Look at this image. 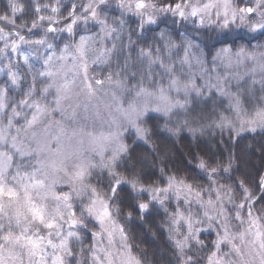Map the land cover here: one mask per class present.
Wrapping results in <instances>:
<instances>
[{"label": "snow or ice", "instance_id": "obj_1", "mask_svg": "<svg viewBox=\"0 0 264 264\" xmlns=\"http://www.w3.org/2000/svg\"><path fill=\"white\" fill-rule=\"evenodd\" d=\"M169 20L193 24L191 33H175L184 52L178 61L171 30L143 39ZM209 28L220 40L236 33V50L195 57L193 74L189 53L201 50ZM230 56L264 62V0H7L0 11V264H143L116 218L142 219L150 206L167 217L170 264H264V171L248 176L237 163L257 147L264 153V94L256 95L264 80L248 85L249 114L239 91L226 92L218 75L213 83L215 63ZM213 90L228 97L231 118L197 112ZM153 112L163 121L154 127L173 137L184 129L209 137L208 159L195 157L196 175L160 168L161 186L146 171L155 160L124 142L132 129L148 143ZM245 134L259 137L258 145L241 147Z\"/></svg>", "mask_w": 264, "mask_h": 264}, {"label": "trees", "instance_id": "obj_2", "mask_svg": "<svg viewBox=\"0 0 264 264\" xmlns=\"http://www.w3.org/2000/svg\"><path fill=\"white\" fill-rule=\"evenodd\" d=\"M7 0H0V11L6 10ZM171 30L172 40L174 43L180 45L181 38L176 36V32L191 33L193 28L185 27L182 30H176V26L171 22L165 24H158L150 26L149 30L144 33L143 39L149 43L152 42L153 37L157 36L161 30ZM236 34H231L227 39H217L216 33L213 30L207 31L206 35L200 37L201 48L206 51L209 56H212L216 51L222 47H233L232 38ZM133 41L136 37L133 36ZM260 41L253 40L252 44L255 45ZM139 47H143V43L137 42ZM244 40H236L237 45L245 44ZM235 49V47H233ZM131 50V49H130ZM197 112H202L207 119H215L214 113L219 112L227 115L230 118L233 116L228 109V102L217 96L215 93L211 94V99H199L197 102ZM249 103H251L249 101ZM154 118L150 120L148 126L152 128V136L147 144L136 139L132 133L127 134L125 137L126 144L133 148L136 153L144 155L149 161L155 160V164H150L146 169L147 173L153 180L163 185L160 181L159 169L165 168L166 172L175 174L178 178L181 176L187 177L189 174L196 175L198 169L195 167L197 160L195 157L200 156L208 159L206 155L209 137L207 135L199 137L194 135L188 129L181 130L178 135L171 136L169 133L163 131L162 128L154 127V124L163 121L159 120V115L151 114ZM227 133H225V136ZM259 137L254 141L251 134H245L241 139V147L244 145H258ZM213 147H215L213 141ZM149 148L156 150V157H153L149 152ZM239 151V149L237 150ZM216 158L223 159L220 152L216 151ZM241 166V172L248 176H255L258 172L264 171V153L257 147L256 151H250L243 156V161H237ZM239 178L243 179V176ZM198 183H205L204 180H198ZM142 202H146L142 198ZM117 219L124 226L125 231L128 233L130 242L132 244V251L134 255L139 257L143 264H170L174 259L171 242L168 238L169 226L166 222L167 217L162 209H152L150 206V213L137 217L135 214L132 221H125L123 216Z\"/></svg>", "mask_w": 264, "mask_h": 264}, {"label": "rangeland", "instance_id": "obj_3", "mask_svg": "<svg viewBox=\"0 0 264 264\" xmlns=\"http://www.w3.org/2000/svg\"><path fill=\"white\" fill-rule=\"evenodd\" d=\"M169 22H171V20H169ZM175 26H176V30L178 29L179 31L185 27L193 28V24L191 21H187L184 24H181L178 21L175 24ZM209 30H212V29L209 28ZM233 34H236V33H233ZM60 41L67 43L68 42L67 34H58V42H60ZM126 43H127V41L125 40V44ZM174 44L177 45V48H173L171 54H172L173 59L178 61L180 58H182L184 56V52L179 50L178 44H176V43H174ZM97 47L99 48V46H97ZM109 47H110V45H109ZM235 50L236 49H233V51H235ZM128 51H131V50L128 49ZM57 54H59V52ZM201 54H203L202 58L205 61L211 60L212 56H209L204 49L201 48L200 51H197L196 49H192L191 52L189 53V59L192 61V64H193V67L191 68V72L193 74H196L198 72V66L195 64V57H201ZM213 55H215V53ZM93 58H94V54L89 53L90 65H91V60ZM113 63H115V57H113ZM260 63H264V62L252 64V63L247 62V61H237L236 57L230 56L228 58H223L221 61H217L214 65L215 71L213 73H211V75L213 77V83H215L216 77L218 75L219 78L221 79V81L223 82V87H224V90L226 92L236 94L239 91L240 98L244 103V109L249 114H251L253 111L254 100L249 97V93L247 90L248 85H250L252 83V80H256V81L264 80V75H262L261 71H260ZM205 66L206 67H213L212 65H209V64H206ZM103 67H104L103 65H101L99 67H95V68L90 66L89 71L91 74H97L101 71V69ZM67 68L68 69L71 68L70 62L68 63ZM187 71H188V69L186 68L185 72H187ZM196 83H197V85H200V84L204 83V80L202 78H197ZM256 89H257V92H256L257 96L264 94V93H261L259 91V84L256 85ZM212 93H215L217 96L225 99L229 104V100H228L227 96H221L219 94V92H216L215 90H213ZM208 95L209 94H206V97ZM249 101L251 103H249ZM150 104L152 107L158 106L156 102H150ZM159 106L162 107L163 105L160 104ZM151 114L160 115L159 113H156V112H153ZM242 118L247 119V116H243V111H242ZM97 128L99 129L100 126L97 125ZM129 133L134 134L132 129H125V137ZM124 142L126 143V141H124ZM165 206L166 207L168 206L167 201L165 203ZM116 220H117V224L122 225L121 222L117 218H116Z\"/></svg>", "mask_w": 264, "mask_h": 264}]
</instances>
